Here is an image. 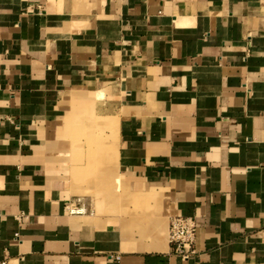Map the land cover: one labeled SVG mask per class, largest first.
Wrapping results in <instances>:
<instances>
[{"label": "crops", "instance_id": "crops-1", "mask_svg": "<svg viewBox=\"0 0 264 264\" xmlns=\"http://www.w3.org/2000/svg\"><path fill=\"white\" fill-rule=\"evenodd\" d=\"M3 260L264 264V0H0Z\"/></svg>", "mask_w": 264, "mask_h": 264}, {"label": "rangeland", "instance_id": "rangeland-1", "mask_svg": "<svg viewBox=\"0 0 264 264\" xmlns=\"http://www.w3.org/2000/svg\"><path fill=\"white\" fill-rule=\"evenodd\" d=\"M113 125V124H112ZM83 135L82 136H78L77 138L75 137H70V142H72V146H77V139L79 140V144H81L82 146L85 147V150L88 151V153H86V162L83 161V157L84 155L83 154H73L71 153L70 154V162H72V165H73V168H72V179L74 180L75 179V176L77 177V175H82L84 177V181H87L89 182L91 180V176L93 174V171H94V166L96 165V161L98 158L95 159L94 155L91 153V148L95 143V140H97V142L101 145H104V144H107L108 141H109V137L108 135L106 134V131H109V127L106 126V123L104 121L103 118H101V121H97V122H91V123H88V122H85L83 123ZM80 126H75V123H74V128H72V132L71 134H74L75 136L78 134V131H80ZM100 128V131L99 129ZM92 133L94 135H96L95 137L92 138ZM74 138V139H72ZM81 142V143H80ZM90 151V152H89ZM102 162V161H101ZM99 171L96 170V174L98 173ZM90 177V179H89ZM87 188L89 190H86L84 191L83 195L86 196V199H91L93 198V186H92V183L90 182L89 185H86ZM84 196V198H85ZM80 202V201H79ZM88 202H91L90 200H88ZM83 205H86L85 203H82L81 205V208H83L82 206ZM87 208V206H86ZM86 210V209H85ZM89 210L87 209V212ZM86 212V213H87Z\"/></svg>", "mask_w": 264, "mask_h": 264}, {"label": "built area", "instance_id": "built-area-1", "mask_svg": "<svg viewBox=\"0 0 264 264\" xmlns=\"http://www.w3.org/2000/svg\"><path fill=\"white\" fill-rule=\"evenodd\" d=\"M68 209L70 213L84 214L81 205L76 203L70 204ZM196 229L197 223L194 216L178 215L171 217L169 244L173 254L187 257L195 252ZM6 263V260L0 262V264Z\"/></svg>", "mask_w": 264, "mask_h": 264}, {"label": "bare ground", "instance_id": "bare-ground-1", "mask_svg": "<svg viewBox=\"0 0 264 264\" xmlns=\"http://www.w3.org/2000/svg\"><path fill=\"white\" fill-rule=\"evenodd\" d=\"M85 212V208H81Z\"/></svg>", "mask_w": 264, "mask_h": 264}]
</instances>
